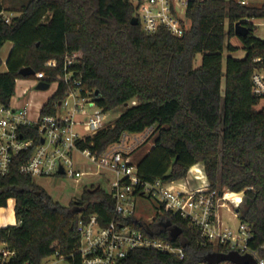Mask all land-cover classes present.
Wrapping results in <instances>:
<instances>
[{
    "label": "trees",
    "instance_id": "1",
    "mask_svg": "<svg viewBox=\"0 0 264 264\" xmlns=\"http://www.w3.org/2000/svg\"><path fill=\"white\" fill-rule=\"evenodd\" d=\"M0 0V51L10 41L7 70L0 72V103L10 105L16 81L31 66L35 72H62L45 63H62L68 54L81 51L75 65L86 88L99 90L97 102L107 112L124 108L113 124L87 135L82 148L102 152L120 140L124 132H142L154 127L152 147L136 160L138 173L146 180L172 182L188 176L201 162L211 188L243 192L238 205L240 222L253 233L249 243L264 257V105L252 91L253 71L264 66V40L256 27L246 23V36L236 34L235 24L247 17H262L264 6L244 5L238 0H189L186 16L191 28L182 36L160 28L148 33L133 25L132 0H28L6 22ZM238 37L246 50L243 58L224 56L236 47ZM201 62L196 64L197 56ZM263 58V63L255 61ZM2 58L0 56V65ZM27 77H33L27 76ZM224 80V87H223ZM52 83L53 78H46ZM60 84L42 107L52 112L63 99ZM136 98L138 103L129 106ZM0 176V206L16 200L17 223L0 226V247L15 254L4 264H41L51 255L80 264L77 254L81 217L98 213L103 224L114 217V200L95 185L68 206L54 200L31 176L18 170ZM169 221L181 228L171 241L184 248V257L150 249H135L118 264H199L211 251H227L206 242L201 230L180 215L158 214L150 226L167 239ZM128 222L143 228V219ZM74 254V255H73Z\"/></svg>",
    "mask_w": 264,
    "mask_h": 264
},
{
    "label": "built area",
    "instance_id": "2",
    "mask_svg": "<svg viewBox=\"0 0 264 264\" xmlns=\"http://www.w3.org/2000/svg\"><path fill=\"white\" fill-rule=\"evenodd\" d=\"M189 0H135L136 14L144 31L157 32L166 28L174 35L182 36L191 28V22L186 16ZM244 5L264 6V0L259 4H251L250 0H238ZM6 22L11 17L2 13ZM262 17H247L242 24L250 23L254 27L264 25ZM81 51L68 54L62 63L50 59L45 63L48 68H59L62 72L49 74L46 70L35 72L32 76L38 83L46 78L65 86L63 99L55 101L52 112L31 115L28 103L10 105L0 103V176L8 175L20 161L18 170L21 174L36 177L67 176L79 180L88 174H98L102 170L113 174L110 191L107 193L114 200V217L106 224L100 221L98 213L81 217L77 224L80 235L77 254L80 264H118L120 260L135 249H150L167 252L184 257V248L171 241V226L169 238L155 234L150 226L158 214L180 215L201 230L206 242L218 244L227 251H238L241 254H251L257 264H264L260 248H253L249 241L253 237L250 226L241 222L237 231L223 227L218 208L228 206L235 208L242 199L233 200L227 197L229 189L211 188L209 182L198 189L185 190L176 188L172 182L162 178L146 180L139 173L132 152L141 144L150 140L154 127L149 126L142 132H124L119 141L109 145L98 153L92 149L80 146L87 135L94 134L107 125V111L97 102L95 90L84 86L79 71L75 65L80 63ZM263 63L262 57L255 59ZM252 91L264 98V66L257 67L251 76ZM57 90V89H56ZM130 133H134L130 142ZM76 154L90 160L96 170L82 169L76 161ZM63 172H60V169ZM98 186V185H97ZM100 188L101 185L99 184ZM138 197L154 198L158 203L155 215L147 219L137 215ZM229 208V207H228ZM237 214V212H236ZM136 217L143 219V228L133 227L128 219ZM161 218V224H164ZM169 222V221H167ZM151 228L152 234L147 228ZM173 240V239H172ZM15 254L3 246L0 247V264H4ZM74 255V254H73ZM49 257V256H48ZM62 264H73L65 261ZM44 261V260H43ZM24 264H35L29 261ZM41 264H44L43 262ZM51 264V263H47Z\"/></svg>",
    "mask_w": 264,
    "mask_h": 264
},
{
    "label": "rangeland",
    "instance_id": "3",
    "mask_svg": "<svg viewBox=\"0 0 264 264\" xmlns=\"http://www.w3.org/2000/svg\"><path fill=\"white\" fill-rule=\"evenodd\" d=\"M28 0H4L5 3V12L7 16H15L19 12L20 6L27 2ZM135 2V0H132ZM251 1V0H250ZM261 0H252L251 4H259ZM260 23L264 20H257ZM254 35L260 39L264 40V25H260L256 27ZM232 45L236 48L233 51H229L227 48L225 49L224 56L232 55L235 58H243L246 55V50L238 37H232L230 40ZM12 43L10 41L6 42L5 45L2 47L0 51V56L2 58V64L0 65V72L7 70L6 59L12 49ZM201 62V55L197 56L196 64ZM36 78L34 77H22L18 78L16 81V93L15 96L12 98V103L17 104L20 102V99H28L30 101H34L37 103L35 108H33L34 117L37 116L39 107L44 104L48 100V96L52 95L57 89V83L52 82L51 86L47 90H40L36 89ZM223 87H224V80H223ZM24 96L21 95L23 94ZM138 103L136 98H133L129 102V106L135 105ZM264 105V98L261 99L260 106ZM124 108H116L111 110L107 113L106 122L107 124H113L117 117L122 113ZM130 138L128 139L130 142L133 141L134 133H130ZM153 144V139L148 140L147 142L141 144L132 152V157L134 161H136L140 156L146 153ZM76 161L78 165L85 170H96L95 164L90 162V160L86 159L80 154H76ZM195 170V169H193ZM189 175V173H188ZM113 180V174L110 172H106L102 170L100 173L92 175H84L79 180H75L72 178H68L67 176H55V177H36L35 181L38 185H40L43 189H45L52 198L63 205L68 206L72 201H76L82 198L84 190L89 188L92 185H101V189L108 192L110 191V184ZM198 183L204 182L201 177L196 179ZM203 185V184H202ZM94 187V188H95ZM234 196V195H232ZM228 206L221 207L219 210V216L223 227H230L234 231H237L240 226V219L238 218L235 208L227 202ZM15 200L9 199L6 206H0V226H7L13 225L17 223L16 214H15ZM229 207V208H228ZM158 210V203L154 198H147V197H138L137 198V205L136 211L137 215L142 216V218L147 219L152 215H155ZM9 222L6 223V221ZM216 245V244H215ZM44 264L51 263V264H62L63 261L59 260L58 256L51 255L44 259ZM199 264H207L205 262ZM220 264H234L231 262H222Z\"/></svg>",
    "mask_w": 264,
    "mask_h": 264
},
{
    "label": "water",
    "instance_id": "4",
    "mask_svg": "<svg viewBox=\"0 0 264 264\" xmlns=\"http://www.w3.org/2000/svg\"><path fill=\"white\" fill-rule=\"evenodd\" d=\"M131 23L133 25H138L139 24V19L137 16H133L131 19ZM235 32L236 34L242 35V36H246L248 33V28L242 24L241 22H237L235 24ZM35 73V70L31 67V66H27L24 67L20 70V74L27 77V76H31ZM51 86V83L45 80H40L37 84H36V89H40V90H47L49 89ZM95 95L97 97L100 96V91L96 90L95 91ZM60 172H63V169H60ZM98 189H100V186H96L95 188H92V192L97 191ZM243 194V192H242ZM236 212H238V208H236ZM164 227H169L171 226L170 222H166L163 224ZM147 230L149 231L150 234H152V230L151 228H147ZM182 232L181 228L179 227H172L171 228V238L173 240H175L180 233ZM231 262L234 264H257L256 259L251 255V254H241L238 251L232 250V251H211L209 253H207L204 256L203 262L207 263V264H220L222 262Z\"/></svg>",
    "mask_w": 264,
    "mask_h": 264
},
{
    "label": "crops",
    "instance_id": "5",
    "mask_svg": "<svg viewBox=\"0 0 264 264\" xmlns=\"http://www.w3.org/2000/svg\"><path fill=\"white\" fill-rule=\"evenodd\" d=\"M24 91H26V89L23 90V94L21 93V95H23V96H24V93H25ZM50 96H48V99H49ZM25 103H28L29 104V107H30V110H31V115L33 116L34 113H33L32 110H33V108H35V105L37 104L34 101H30L28 99H20V102L17 103V104H14V105H22V104H25ZM42 107H43V105H41L39 107L40 108L39 111L41 110ZM193 169H195V170H193ZM198 177H201V179L204 182L198 183V181L196 180ZM208 182L209 181H208L207 175L205 173L204 165H203V163L199 162V163L193 165L190 168L189 175L187 177L181 178V179H178V180H175V181H172V185L174 187H176V188H181V189H185V190H190V189L192 190V189L201 188L202 186H206ZM10 199H14V198H10ZM15 203H16V200H15ZM14 209H15V207H14ZM220 209H221V207L218 208V214H219V210ZM7 222H9V220H7L6 223ZM1 226H3V225H1Z\"/></svg>",
    "mask_w": 264,
    "mask_h": 264
},
{
    "label": "bare ground",
    "instance_id": "6",
    "mask_svg": "<svg viewBox=\"0 0 264 264\" xmlns=\"http://www.w3.org/2000/svg\"><path fill=\"white\" fill-rule=\"evenodd\" d=\"M232 195H234V196H232ZM240 194H238V193H234V192H232V191H228L227 192V197H229V198H232L233 200H240Z\"/></svg>",
    "mask_w": 264,
    "mask_h": 264
},
{
    "label": "flooded vegetation",
    "instance_id": "7",
    "mask_svg": "<svg viewBox=\"0 0 264 264\" xmlns=\"http://www.w3.org/2000/svg\"><path fill=\"white\" fill-rule=\"evenodd\" d=\"M161 224V223H160Z\"/></svg>",
    "mask_w": 264,
    "mask_h": 264
}]
</instances>
